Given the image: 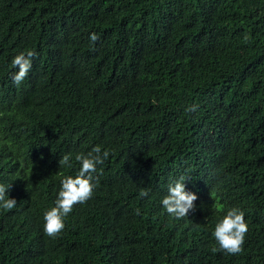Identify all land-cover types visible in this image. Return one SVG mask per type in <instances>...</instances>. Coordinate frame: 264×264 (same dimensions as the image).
<instances>
[{"label":"trees","instance_id":"trees-1","mask_svg":"<svg viewBox=\"0 0 264 264\" xmlns=\"http://www.w3.org/2000/svg\"><path fill=\"white\" fill-rule=\"evenodd\" d=\"M96 146L92 198L49 237L62 177ZM182 175L198 198L176 219L161 200ZM0 184L17 201L0 264H264V0H0ZM231 207L242 251L213 253Z\"/></svg>","mask_w":264,"mask_h":264},{"label":"clouds","instance_id":"clouds-1","mask_svg":"<svg viewBox=\"0 0 264 264\" xmlns=\"http://www.w3.org/2000/svg\"><path fill=\"white\" fill-rule=\"evenodd\" d=\"M92 43L98 40L96 33H91L89 37ZM36 53L34 50L22 51L12 59V67L18 69L12 76V81L19 86L28 76L32 68V60ZM196 106H189L186 111H195ZM110 153L108 150L96 146L87 154L78 153L75 155V161L79 162L80 167L75 176H63L60 181V188L57 198L49 210L43 214V230L49 237H57L64 229V219L72 212L73 207L77 204H84L92 198L93 190L97 183H93L96 177L93 175L97 172V165H101L108 159ZM71 154H66L59 160L60 167L71 169ZM188 178L180 176L169 182L167 194L162 198L161 204L166 212L175 217L182 219L188 216L190 210L195 208L194 202L197 200L195 193L186 191L185 181ZM10 186L0 184V208L11 210L17 205L15 198H9L7 195ZM141 197L148 196V190L142 189L139 194ZM136 214L140 210L136 209ZM248 232V225L245 222V213L238 207H231L226 214L215 224L212 233L218 247H212L211 251H218L230 255H236L242 251L245 235Z\"/></svg>","mask_w":264,"mask_h":264}]
</instances>
